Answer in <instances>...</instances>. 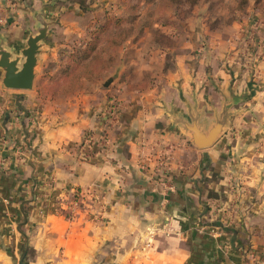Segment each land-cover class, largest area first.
<instances>
[{
    "label": "crops",
    "instance_id": "obj_1",
    "mask_svg": "<svg viewBox=\"0 0 264 264\" xmlns=\"http://www.w3.org/2000/svg\"><path fill=\"white\" fill-rule=\"evenodd\" d=\"M118 4L121 15L129 2ZM105 9L0 0L12 57L41 14L49 22L32 89L5 87L0 68V264H264V10L250 0L213 28L201 0L168 27L173 44L133 34L105 71L91 79L90 64L72 86L70 55L91 40V11ZM226 101L225 132L198 148L176 118L198 110L211 123ZM103 133L84 156L86 136ZM92 186L72 218L60 212L68 190Z\"/></svg>",
    "mask_w": 264,
    "mask_h": 264
},
{
    "label": "rangeland",
    "instance_id": "obj_2",
    "mask_svg": "<svg viewBox=\"0 0 264 264\" xmlns=\"http://www.w3.org/2000/svg\"><path fill=\"white\" fill-rule=\"evenodd\" d=\"M201 0H199L198 4ZM101 2L109 3L111 9L108 11L105 10H93L91 11V39L96 44V49L93 51V56L91 57V63L84 64L79 72L87 71V68H90L91 64V73L92 72H102L107 68V60H104L103 56L109 57V54L116 53L117 56L122 53L121 45L116 46L115 43L117 40H120L125 32L123 29L127 28L132 31V34H136L134 38H145L146 40H152L154 43H159L157 39L163 40L160 35H156L155 31L146 30L152 26H158L162 31L164 27H178L182 24L195 9L196 5H192V9L187 11H179L172 7L169 2L170 0H158L156 2L150 1L146 2L145 0H127L129 4L124 9V13L121 15L118 14L120 10L119 0H104ZM233 4L230 0L224 3L225 7H230ZM117 5V6H116ZM234 5V4H233ZM223 4L215 2L212 6L211 14L213 16H218ZM114 7H117L114 8ZM109 8V7H108ZM264 10V9H263ZM175 15V17H174ZM184 17H187L186 19ZM121 18L122 27L117 28L115 24V19ZM173 22H175L173 24ZM159 25H156V24ZM106 24V25H105ZM210 24H212V18L210 19ZM102 25H105L103 27ZM116 27V28H115ZM177 29V28H176ZM166 30V29H165ZM169 28L164 32L166 36H171V33H167ZM94 33V34H93ZM146 33V36H145ZM131 37V36H130ZM175 40V39H174ZM168 40H163V43H170ZM172 43V42H171ZM174 43V41H173ZM111 47H110V46ZM106 52L108 54H106ZM131 53V52H128ZM127 53V54H128ZM116 56V57H117ZM109 67V66H108Z\"/></svg>",
    "mask_w": 264,
    "mask_h": 264
},
{
    "label": "water",
    "instance_id": "obj_3",
    "mask_svg": "<svg viewBox=\"0 0 264 264\" xmlns=\"http://www.w3.org/2000/svg\"><path fill=\"white\" fill-rule=\"evenodd\" d=\"M40 26L38 33L31 34L27 40V47L21 50V54L12 57L9 51L0 43V68L3 69L2 83L7 88L28 90L34 87L36 68L38 66V53L42 47V40L48 34L49 22L44 14L39 17ZM22 58H24L22 60ZM113 78H108L105 86H108ZM234 112L230 110V102L226 101L222 111L215 114V120L211 123L201 121L202 112L196 110L191 114V120L179 116L177 122L182 125L185 133L189 134L193 144L198 148L210 147L223 135L228 124L229 117ZM19 264H24L23 259Z\"/></svg>",
    "mask_w": 264,
    "mask_h": 264
},
{
    "label": "trees",
    "instance_id": "obj_4",
    "mask_svg": "<svg viewBox=\"0 0 264 264\" xmlns=\"http://www.w3.org/2000/svg\"><path fill=\"white\" fill-rule=\"evenodd\" d=\"M145 1L146 2H150V1L156 2L158 0H145ZM226 1H228V0H204V2L208 4V11L210 14H211V10H212L211 8H212L213 4H215V2H216V4L217 3L223 4V6L221 8V10L223 9V11L221 13H219L218 16H213L212 14L210 15L209 23H210V19L212 18V24H210L211 27L217 28L220 25H223L225 23H231L232 21L239 19L240 18L239 13L245 12L247 10V8L249 6V2H250V0H230L231 3H233L234 5L230 4L231 5L230 7H225L224 3H226ZM254 1H255V6L257 8H260L262 10L264 9V0H254ZM198 2H199V0H170L169 4L172 7H174L176 10H179L182 12V11H187L188 9H192L191 8L192 5H194V4L197 5ZM224 10L228 12V14H229L228 17L226 16V14H223ZM184 18L186 19L187 17H184ZM121 20H122L121 18L115 19V24H116L117 28L122 27V23H121L122 21ZM174 23L175 22H173V24ZM105 25H102V26L105 27ZM123 31L125 32V34L120 40L116 41V43H115L116 46L122 45L132 34V31H130V29L124 28ZM154 31L156 32V35H160L163 38V40H168L170 42V43H163L162 42L163 40L157 39V41L161 45H171V44H173V41H175L172 36H166L165 33L159 28H156ZM95 49H96V44H95V42H93V39H91L85 47L81 46L80 48L76 49L70 55L71 63L69 60V66H68L69 69H68V74L66 77H68V80H69L67 82H70V84L73 83L72 86L77 85V79H75V76L77 73H79V70L81 69V67H83L84 64H86V60L91 55L93 56V53H94L93 51ZM106 54H108V53L106 52ZM116 56H117V54L113 53V54H109V57L103 56L101 58H103L104 60L108 59L107 64H106V66L108 67L109 65H111L112 63L115 62V60L117 58ZM87 69H89V68H87ZM106 69L107 68H105V70ZM82 72H84V71H82ZM99 73H101V72H99ZM99 73L98 72H92L91 73V79H92V77L97 76ZM91 144H92V146L87 152L92 156L94 154V152L97 150V148H100V146L98 145L97 142H94V141H92Z\"/></svg>",
    "mask_w": 264,
    "mask_h": 264
},
{
    "label": "built area",
    "instance_id": "obj_5",
    "mask_svg": "<svg viewBox=\"0 0 264 264\" xmlns=\"http://www.w3.org/2000/svg\"><path fill=\"white\" fill-rule=\"evenodd\" d=\"M107 136L105 133H103L98 139L95 140V138L92 135H88L85 138L84 145L80 146L82 150L81 152L84 151L86 152L84 156L90 155L87 151L91 148L92 146V141L97 142L98 145H102L105 143ZM101 147V146H100ZM168 180L165 178L163 180L162 184H164L166 187L168 185L169 188H171V185L169 184ZM91 195V196H97L95 188L89 187L86 190L83 189H78V188H72L71 190H68L64 194V200L63 203L60 205V212H64V214L68 218H72L74 216L75 210L79 207H81V202L82 199L84 198L85 195Z\"/></svg>",
    "mask_w": 264,
    "mask_h": 264
}]
</instances>
